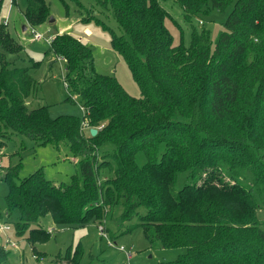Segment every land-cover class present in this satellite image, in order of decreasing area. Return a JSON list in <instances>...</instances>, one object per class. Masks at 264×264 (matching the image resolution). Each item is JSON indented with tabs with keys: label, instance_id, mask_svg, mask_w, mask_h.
Listing matches in <instances>:
<instances>
[{
	"label": "trees",
	"instance_id": "trees-1",
	"mask_svg": "<svg viewBox=\"0 0 264 264\" xmlns=\"http://www.w3.org/2000/svg\"><path fill=\"white\" fill-rule=\"evenodd\" d=\"M4 1L0 145L20 134L39 145L64 143L79 159L68 184L54 185L41 169L19 178L20 157L0 176L7 186V216L18 213L16 233L29 231L30 244L47 240L51 231L39 221L49 216L55 225L74 229L94 222L114 239L102 225L121 203V225L136 218L127 232L142 229L151 249L185 250L158 264H264V219L258 215L264 208L258 203L264 205V0H174L190 26L188 46L174 44L163 0H91L116 21L121 34L110 30L111 43L140 97L129 95L113 75L96 71L90 46L55 32L49 51L65 60L66 89L78 95L82 121L70 115L52 119L47 106L28 108L35 86L29 71L40 62L14 65L23 48L5 25ZM60 1L83 6L80 0ZM24 2L21 8L19 0H10L27 25L49 21L45 0ZM230 5L213 45L209 32L192 21ZM87 18L95 17L88 11ZM90 129L97 130L94 136ZM68 251L70 263H78L80 244ZM7 257L0 245V264Z\"/></svg>",
	"mask_w": 264,
	"mask_h": 264
},
{
	"label": "rangeland",
	"instance_id": "rangeland-1",
	"mask_svg": "<svg viewBox=\"0 0 264 264\" xmlns=\"http://www.w3.org/2000/svg\"><path fill=\"white\" fill-rule=\"evenodd\" d=\"M45 1L51 15L49 21L34 28L25 23L23 14L16 6L10 4V0L4 1L1 13L6 19L5 25L11 36L23 48L20 58L14 65L30 67L33 61L40 62L38 67L31 68L29 71L35 86L28 100V108L38 109V107L47 106L52 119L70 115L82 121L83 111L79 103L80 99L78 95L66 89L64 79L66 63L62 59H57V56L49 51L48 39L52 38L55 32L69 34L80 39L86 46H90L93 50L96 71L103 75H113L129 95L140 97V91L132 79L128 65L113 49L110 30L116 35H120L121 31L110 12L95 6L91 0H80L82 7L72 1H67V7L60 0ZM19 4L23 8L24 0H19ZM162 5L171 17L166 19L165 23L174 44L182 42L188 46L191 37L190 26L184 20L181 8L174 0H163ZM231 9L232 5L224 11L210 8L207 13H201L195 17L192 23L198 30L206 29L214 45L224 30L223 24ZM88 11L95 18H87ZM51 18L53 21H50ZM32 29L40 35L39 39L34 38ZM84 134L87 136L88 131L84 130ZM21 144H23L22 149H20ZM19 159L21 161L20 168L17 170L19 178L22 179L41 169L44 176L54 185L68 184L71 176L77 174L79 168V159L71 157L64 143H58L57 146L52 143L39 145L29 137L14 134L11 139L5 140L4 144L0 145V176L16 165ZM136 160L139 166L145 163L142 153L137 155ZM182 185L183 179H179L178 186ZM6 193L7 186L0 181V222H8L11 226V231L0 236V245H3L8 253L7 260L3 264H71L65 255L72 252L68 251L69 247L74 251L78 244L82 254L78 263L74 264H158L173 261L185 252L184 249H151L142 229L135 228L127 232L129 225L136 223V218L121 225L123 213L121 203L109 210L105 223L102 225L113 235L114 239H111L109 235L108 237L116 244L114 247L107 246L109 239L100 237L94 222L74 229L55 225L49 216L42 218L39 222L43 228L51 231L50 237L45 241L30 244L27 242L29 231L26 230L22 235H18L14 229L13 222L18 219V213L14 212L11 216H7L4 201ZM258 203L264 207L260 199ZM259 211V217L264 219V208H260ZM140 212L143 210L140 209ZM7 237L10 240L9 243H6ZM119 247H123L124 251H119ZM126 254L131 255L129 261Z\"/></svg>",
	"mask_w": 264,
	"mask_h": 264
},
{
	"label": "built area",
	"instance_id": "built-area-1",
	"mask_svg": "<svg viewBox=\"0 0 264 264\" xmlns=\"http://www.w3.org/2000/svg\"><path fill=\"white\" fill-rule=\"evenodd\" d=\"M32 33L34 35V38H36V39L40 38V35L37 34L33 29H32ZM49 41H50V39H48V42ZM10 230H11V226L8 223H4V222L2 223V221L0 222V236L3 235V234H6ZM99 233H100L101 236H103V237H105L107 239L109 238V237H107L106 233L102 231L101 228H99ZM9 242H10V240L6 239V243H9ZM107 245L109 247L116 246V244L114 242L110 241V240H108ZM13 247H15V245ZM119 251H124V248L123 247H119ZM126 256H127V260L129 261L131 259V255L130 254H126Z\"/></svg>",
	"mask_w": 264,
	"mask_h": 264
},
{
	"label": "water",
	"instance_id": "water-1",
	"mask_svg": "<svg viewBox=\"0 0 264 264\" xmlns=\"http://www.w3.org/2000/svg\"><path fill=\"white\" fill-rule=\"evenodd\" d=\"M50 21H53L52 18L50 19ZM25 30V29H24ZM97 130L96 129H90V134L91 136H94L96 134Z\"/></svg>",
	"mask_w": 264,
	"mask_h": 264
}]
</instances>
